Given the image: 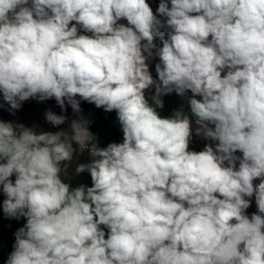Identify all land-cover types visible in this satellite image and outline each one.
<instances>
[{"label": "clouds", "instance_id": "9594fccd", "mask_svg": "<svg viewBox=\"0 0 264 264\" xmlns=\"http://www.w3.org/2000/svg\"><path fill=\"white\" fill-rule=\"evenodd\" d=\"M170 5L160 0L154 14L146 0H0L9 111L54 98L79 112V96L115 110L123 132L99 148L87 121L40 134L0 122L3 211L26 218L7 264H264V0ZM152 85L156 107L144 94ZM189 90L196 135L218 142L199 152L187 115L156 111L160 96ZM85 150L91 159L75 171L92 186L70 190L61 162Z\"/></svg>", "mask_w": 264, "mask_h": 264}, {"label": "crops", "instance_id": "0c3cea01", "mask_svg": "<svg viewBox=\"0 0 264 264\" xmlns=\"http://www.w3.org/2000/svg\"><path fill=\"white\" fill-rule=\"evenodd\" d=\"M153 13L157 14L155 10H153ZM119 23H122V21H119ZM88 35L91 34L89 33ZM153 52L155 51L153 50ZM146 62L148 64L149 72L152 78L158 81L157 73L155 71V65L156 63H159V58L153 55V57L149 58V60ZM226 71L227 70H225V72ZM223 74L224 73H222V75ZM144 94L149 105L152 107H156L153 101V96L155 95V85H152L149 88L145 89ZM192 95L193 94L190 90L187 91L184 96L177 95L175 92L162 95L160 96V99L163 102V107L156 108V111L162 118L172 117L174 112L176 111H182L183 114L187 115L191 121L192 128V138L189 143V150L199 152L205 148L206 144H211L213 147H215V144L218 142L211 141L209 139L203 138L202 136L196 135L195 130L198 126L195 124V117L191 113L188 103V100L190 97H192ZM0 97H2V94H0ZM195 98L201 99V97L199 96ZM76 99L80 102L81 110L79 112H75L67 103H65V110H62L54 98L44 101L30 98L29 100L22 103V107L19 110L10 112L9 106L3 102L2 98H0V104H4L3 107H0V122H10L14 127L23 125L26 128L32 129L37 134H40L43 132L54 133L57 131H66L70 133V126L73 120L87 121L88 130L91 133L93 141L96 143L97 147L105 148L110 143L119 144L123 142V132L121 130V125L118 121L117 113L115 110L106 112L103 108H97L93 103L84 101L79 96H77ZM49 110L57 115H64L66 117L65 122L58 126H53L52 124L47 122L45 113ZM34 115H37L38 117L35 118ZM39 118L44 120V124L39 123ZM210 126L214 127V125ZM16 130L19 131L18 128ZM73 147L77 148L75 142H73ZM235 155L242 157V153H240L239 151H237ZM90 159L91 158L86 154L76 151L73 154L71 161L61 162L60 166L62 170L59 175L62 181L70 186V190L82 184L88 187L92 186L91 176L88 171H85L83 173H77L75 171L76 167L79 164H86L90 161ZM2 162L4 161H0V163ZM65 165H67L66 169L64 167ZM238 166L239 161H237V168ZM10 179L14 183L15 174H13ZM259 183L260 179L254 180V187ZM2 187L3 186L0 185V222L8 231L10 236L13 239H16L15 234L18 231L17 229L23 228L25 226L26 218L20 217L19 219H17L9 217L4 213L2 205L3 200L6 197L2 191ZM245 198L250 200V207L245 210V214L248 215L249 218H251V215L258 211L255 203V196L253 195V197ZM100 227L103 228L107 233L108 230L103 225H101Z\"/></svg>", "mask_w": 264, "mask_h": 264}, {"label": "trees", "instance_id": "16d2710c", "mask_svg": "<svg viewBox=\"0 0 264 264\" xmlns=\"http://www.w3.org/2000/svg\"><path fill=\"white\" fill-rule=\"evenodd\" d=\"M147 3H149V6L156 11V9L158 8V5L160 3V0H146ZM166 2L169 3L170 5V0H166ZM122 21L123 24H125L127 26V21L126 19H122L120 20ZM161 31L165 32V39L168 38L167 36V32L168 29L166 28H161ZM157 41L162 42L159 37H155L154 38ZM19 230V229H17ZM15 243V239H13L10 234L8 233V231L4 228V226L2 225V223L0 222V263L1 264H7L8 258L10 253L13 251V245Z\"/></svg>", "mask_w": 264, "mask_h": 264}, {"label": "built area", "instance_id": "2783aa9c", "mask_svg": "<svg viewBox=\"0 0 264 264\" xmlns=\"http://www.w3.org/2000/svg\"><path fill=\"white\" fill-rule=\"evenodd\" d=\"M118 23H119V21H118ZM154 43L157 45V47H162V42L157 41V40H154ZM154 51H155V50H154ZM34 117L37 118L38 116H37V115H34ZM38 121H39V123L44 124V120H43V119L39 118ZM92 142H94V141L92 140ZM94 143H95V142H94ZM95 144H96V143H95ZM76 147L78 148V145H76ZM83 153L86 154L88 157H90L89 154H88V151H87V150H85ZM90 158H91V157H90Z\"/></svg>", "mask_w": 264, "mask_h": 264}]
</instances>
